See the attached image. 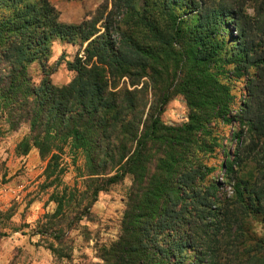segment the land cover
I'll return each mask as SVG.
<instances>
[{"label":"trees","instance_id":"trees-1","mask_svg":"<svg viewBox=\"0 0 264 264\" xmlns=\"http://www.w3.org/2000/svg\"><path fill=\"white\" fill-rule=\"evenodd\" d=\"M180 1L103 0L81 23L70 24L60 20L50 0H0L11 11L0 19V49L14 56L9 63H0V109L10 130L29 125V135L19 146L23 154L35 146L48 161V186H55L49 200L56 209L40 225L45 238L61 244L65 223V230L73 229L91 214L101 191L131 175L120 235L102 248L101 264H264V238H243L242 228L248 216L255 219L263 207L264 187L254 189L238 180L232 198L221 204L220 186L205 180L213 167L196 161V151L206 153L210 146L211 121L236 122L234 96L221 78L224 71L233 65L241 75L243 68L248 69L244 64L257 65L249 63L252 48L231 46L225 53L229 41L219 34L223 18L232 14L238 35L231 42L249 46L253 31L242 21L247 0H221L236 11L203 7L192 26L176 12ZM165 21L169 33L163 29ZM185 26L190 28V41ZM56 38L87 43L83 55L66 61L74 77L63 86L47 78L35 86L28 67L37 60L44 63ZM261 64L260 79L251 83L253 103L240 119H246L245 134L252 129L255 138L243 136L241 130L242 137L232 134L237 150L225 160L227 177L252 158L261 165L253 173L264 171V60ZM124 78L130 85L119 87ZM143 78L161 93L147 115L148 93L137 87ZM177 94L185 95L193 112L187 122L167 125L160 114ZM230 152L224 149L227 156ZM71 165L74 186L63 181ZM80 180L83 189L78 187ZM233 225L241 240L235 245L226 242ZM229 246L243 253L235 261L216 258Z\"/></svg>","mask_w":264,"mask_h":264},{"label":"rangeland","instance_id":"rangeland-1","mask_svg":"<svg viewBox=\"0 0 264 264\" xmlns=\"http://www.w3.org/2000/svg\"><path fill=\"white\" fill-rule=\"evenodd\" d=\"M21 1L29 3L36 0ZM50 1L60 12V20L70 24L81 23L89 14L94 13L103 2V0ZM179 3L182 8L181 5L177 6L176 12L187 17L191 26L198 22L203 7H231L236 11L232 7L233 5L221 0H181ZM263 3L264 0H247L244 6L246 17L242 18V21L246 29L253 31L250 33L249 46L239 44V41L231 42L232 37L238 35V30L231 20L232 14L224 17V21L219 27V34L229 41L225 45V53L230 52L231 46L235 50L252 48L248 56L249 63L257 64V67L244 64L248 69L246 71L243 68L241 75L235 73L233 65L228 66V70L224 71V77L221 78L230 85L231 93L234 96L231 106L233 114H236V122L231 125L224 124L220 119L211 121L212 136L208 141L210 146L206 153L196 151L198 165L213 167V170L207 172L205 180L207 185L214 182V185L220 186L217 189L220 191L218 197L221 204L226 199L232 198V186L238 180L243 179L249 187L254 189L260 190L264 187V171L259 172L258 176L253 173L255 167L261 165H258V162L252 157V160H243L242 165L246 163L245 168L242 166L239 170L235 166L228 177L224 175L226 158L232 159L237 150L235 140L231 142L232 134L242 137L238 134L241 130L244 132L243 136L248 135L255 138L252 129L245 134L248 128L244 125L246 119H240H242V114H246L247 106L253 103L251 83L254 79H260L258 66L262 67L261 63L264 60V15L258 16L260 12H264ZM10 12V8L0 5V19ZM232 13L234 14V11ZM247 15H250L251 19ZM162 23L163 29L169 33L168 22ZM184 30L186 41H190L187 37L190 28ZM86 45L87 43L81 46L79 40L73 42L62 41L59 38L54 39L48 57L44 58V63L37 60L28 67V74L34 85L38 86L44 78L49 79L57 86L71 82L74 72L68 69L66 61L74 60L77 54L83 55ZM6 52V48L0 49V63L2 61L9 63L8 61L14 57H9ZM51 71V74H46ZM125 82L130 85L129 79L124 78L120 80L119 87H122ZM137 87L143 88L148 93L147 115L152 111L151 103L161 97V93L152 89V84L147 78L140 79ZM261 108L264 118V104ZM192 112L185 95L177 94L164 106L160 118L167 125L175 126L187 122ZM9 125L6 116L0 109V264H101L102 248L118 239L120 235L122 218L129 201V189L133 183L132 176L126 175L118 183L101 191L91 208V214L80 222H76L73 229L65 230V223L63 230L66 235L61 244L52 238H45L40 233V225L50 220L48 215L56 209V203L49 200L55 186H48L50 180L47 179L45 173L48 161L42 159L35 146H31L26 154H23V149L19 147L22 140L29 135L27 123L16 130H10ZM225 148L231 151L228 156L224 154ZM66 159L70 161L69 158ZM204 167H201V170L206 172ZM63 181L68 185H75L76 172L72 165L63 176ZM81 186L80 180L78 187ZM80 189H83V186ZM262 204L263 207L258 210L257 217L254 219L248 216L245 223L242 224L245 233L243 238L248 237L251 240L254 237L264 238V199ZM256 206L254 204L252 209L254 210ZM237 232V225L231 226L226 242L235 245L241 241L238 239L239 237L236 238ZM252 247L258 249V245L254 244ZM241 253L243 252L237 246L236 248L229 246L227 253H218L216 258L219 255L222 260H225L226 256L227 259L235 261ZM245 255L247 254L243 255L244 258ZM189 259H187V263H189Z\"/></svg>","mask_w":264,"mask_h":264}]
</instances>
